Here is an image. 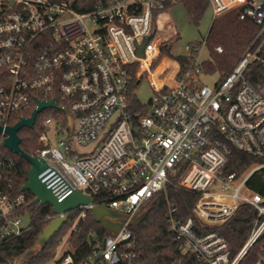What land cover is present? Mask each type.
Segmentation results:
<instances>
[{
	"label": "built area",
	"instance_id": "1",
	"mask_svg": "<svg viewBox=\"0 0 264 264\" xmlns=\"http://www.w3.org/2000/svg\"><path fill=\"white\" fill-rule=\"evenodd\" d=\"M179 1L0 0V245L32 227L30 213L27 221L22 211L26 196L4 181L5 170L15 165L3 153L5 127L30 116L38 100L51 99L71 118L60 108H45L58 112L45 119L39 137L43 147L34 156L47 164L39 177L59 200L74 189L95 199L69 212L77 213L71 232L83 236L80 245L63 249L56 264H133V221L180 168L179 186L200 195L194 206L200 223L193 216L179 219L176 207L168 213L169 230L185 252L208 264H238L264 240V197L246 186L264 163L242 177L223 171L233 148L264 157V83L256 86L246 75L253 62L264 67V0H209L213 20L240 7L239 16L252 17L259 27L214 86L200 83L209 33L187 45L178 60L162 54L172 32L159 38L160 17ZM145 76L154 94L142 104L136 87ZM245 203L256 218L231 258L226 237L207 226L226 222ZM96 204L125 215L117 232L80 230ZM251 264H264V241Z\"/></svg>",
	"mask_w": 264,
	"mask_h": 264
},
{
	"label": "trees",
	"instance_id": "2",
	"mask_svg": "<svg viewBox=\"0 0 264 264\" xmlns=\"http://www.w3.org/2000/svg\"><path fill=\"white\" fill-rule=\"evenodd\" d=\"M181 1H185L190 17L197 22L210 5L209 0ZM241 11L240 7H236L216 17L209 30L207 47L210 58L204 62V65L210 71L219 70L221 76L232 69L259 29L252 17L241 18L239 16ZM169 26L167 16L161 15L159 38L171 33ZM217 45L223 46V52L216 51ZM261 55L264 56V46ZM246 75L250 82L256 86L264 83L263 65L259 62L251 63ZM31 111L32 109H29L16 115L12 122L16 121L20 115H29ZM50 112L53 115L58 111L54 109L41 111L36 116L32 127L25 126L19 131L20 146L30 155H36L43 147L39 137L46 130L45 119L51 116ZM3 153L15 161L12 168L5 170L4 181L8 186L11 185L13 193L26 196L22 211L30 213L32 227L24 234L0 245V264H15L17 258L24 259L22 264H46L56 256L58 246L75 222L77 213H70L68 220L48 241L45 248L36 254L34 247L43 229L52 220L48 217L54 215V210L50 204L32 203L34 195L29 190H22V185L28 178L30 163L7 147H3ZM262 163H264V157L257 158L233 148L223 171L225 173L236 172L238 176L242 177L252 167ZM182 172L183 169L180 168L176 174L171 176V181L166 189L149 202L145 219L139 225L132 226L137 238L138 251L133 264H208L194 254L185 252L181 241L176 239L174 233L169 230L168 213L172 207L177 208L176 214L179 219L185 220L187 217L193 216L200 223L194 213V206L200 195L179 186L178 182ZM246 186L251 192H257L264 197V166L252 173ZM255 218L256 209L245 203L240 205L235 214L226 222L212 227L207 226V228L218 230L226 237L230 245V257L233 258L248 239ZM79 224L82 232L94 228L105 233L102 225L94 220L92 212H89L88 217L81 220ZM72 235L75 238L74 245H80L83 236L81 231H72ZM263 241L262 239L255 243L238 264L253 263L258 257Z\"/></svg>",
	"mask_w": 264,
	"mask_h": 264
},
{
	"label": "water",
	"instance_id": "3",
	"mask_svg": "<svg viewBox=\"0 0 264 264\" xmlns=\"http://www.w3.org/2000/svg\"><path fill=\"white\" fill-rule=\"evenodd\" d=\"M186 26L187 24L183 25L180 30L183 31ZM141 54H143V50H141ZM48 107L60 108L71 118L69 111L66 108L59 106L54 99L38 100V106L34 109L30 116L22 117L14 125H8L5 127V131L7 133L5 146L11 151L19 154L30 163L28 178L23 183L22 190H29L34 195L32 203H39L40 205L50 204L53 207L54 213L60 214L53 218L43 229V232L40 234L38 242L34 247L36 254L45 248L48 241L68 220L70 211L76 209L81 204L92 203L95 201L94 197L85 194L81 189H74L64 199L59 200L53 193L52 189L48 187L47 184L39 177L40 173H42L47 167L46 162L43 159H39L34 155L28 154L21 148V137L19 135V131L25 126L32 127L35 123L37 114ZM2 130L3 126L0 125V131ZM91 211L94 220L100 223L106 231H110L112 233L119 230L122 225V218L125 217L124 214L108 207L105 204H96L92 207ZM146 215L147 213L144 212L137 216L134 219L133 224L139 225L145 219Z\"/></svg>",
	"mask_w": 264,
	"mask_h": 264
},
{
	"label": "rangeland",
	"instance_id": "4",
	"mask_svg": "<svg viewBox=\"0 0 264 264\" xmlns=\"http://www.w3.org/2000/svg\"><path fill=\"white\" fill-rule=\"evenodd\" d=\"M166 14L169 18V31L172 32V38L168 41V47L163 50L162 54L168 55L169 57L177 60L186 55L187 45L201 41L207 36L214 17L213 7L210 4L198 22L193 20L188 13L185 1L170 4L166 9ZM185 24H187L186 28L181 31V27ZM202 56L205 61L210 58L208 48L204 50ZM221 75L222 74L219 70L210 71L204 65V72L200 76V83L214 86L220 79ZM153 94L154 90L149 78L147 76L143 77L136 87L137 98L142 104H147ZM51 112L49 115H52ZM52 139L53 142L57 141V137L55 135L52 136ZM78 151L80 153H85L86 149L78 147ZM148 205L149 203L145 206L144 211L147 210ZM24 217L27 221H29L28 211L25 212ZM73 225L60 242L56 256L46 264H56V260L62 254L63 249L74 245L75 238L71 232ZM23 261L24 259L17 258L15 260V264H22Z\"/></svg>",
	"mask_w": 264,
	"mask_h": 264
}]
</instances>
